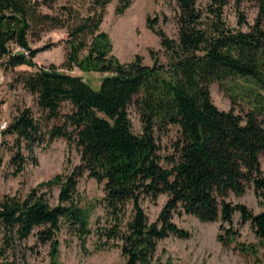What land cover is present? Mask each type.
<instances>
[{"label":"trees","instance_id":"16d2710c","mask_svg":"<svg viewBox=\"0 0 264 264\" xmlns=\"http://www.w3.org/2000/svg\"><path fill=\"white\" fill-rule=\"evenodd\" d=\"M57 1L0 0V58L6 67H36L23 82L36 95L48 129L44 133L31 108L25 107L1 134L15 137L9 149L14 151L10 159L14 175L24 170L23 147L31 148L44 135L75 143L81 161L69 174H57L26 197L6 194L0 199V229L19 240L36 234L41 242L51 243L54 254L63 227L85 243L92 228L77 197L80 180L88 173L105 183L104 207L115 222L100 232L121 241L116 245L126 264H171L155 258L158 241L170 235L190 236L173 221L174 213L185 212L205 223L220 221L226 234L220 233L218 240L228 246L239 234L234 229L239 212L240 223L250 222L264 244V210L254 213L245 203L228 199L231 193L242 196L252 187L258 198H264V0H255L259 14L248 30L227 24L223 9L227 0H213L205 11L198 8V0H176L177 39L158 26V18H147L166 57L162 60V52L151 48L152 65L145 64L141 55L122 63L112 53L110 36L100 29L112 0H94L97 8L78 24L67 7L60 14L44 11ZM132 2L118 0L116 13L124 14ZM241 18L240 23H246ZM48 27L69 28L67 57L61 66L34 62L42 48H34L31 41L39 40ZM74 68L107 75L96 89L83 75L72 74ZM238 79L247 83L235 84L249 105L244 116L233 108L220 109L211 92L215 82L224 87ZM65 103L71 105L70 112H62ZM132 104L140 114L141 132L134 130ZM171 125L179 127V139L175 154L166 157L171 167H165L158 133ZM3 164L0 154V169ZM55 184L60 192L53 206L42 189L52 190ZM160 194L169 199L150 223L141 199ZM130 201L134 214L124 229L122 216ZM0 264L15 263L3 258Z\"/></svg>","mask_w":264,"mask_h":264},{"label":"rangeland","instance_id":"374dc122","mask_svg":"<svg viewBox=\"0 0 264 264\" xmlns=\"http://www.w3.org/2000/svg\"><path fill=\"white\" fill-rule=\"evenodd\" d=\"M213 0H198L197 6L205 11L207 6L213 4ZM118 0H112L106 6V12L100 29L107 32L113 43L112 53L122 62L129 63L137 55L144 57V63L153 64L149 50L151 48L162 50L160 37L147 26V18L159 19L158 26L170 37L178 38L177 14L179 8L176 0H133L132 5L124 14L116 13ZM72 10L70 18L74 24H78L82 18L89 15L95 7L94 0H58L53 8H44L50 14H60L63 8ZM224 18L227 24L242 30H248L249 25L256 22L259 14V6L255 0H227L223 7ZM246 23H240L241 17ZM264 22V21H263ZM69 37L68 27H48L39 40H32L34 48H42L34 58L38 66L56 64L61 66L67 57ZM45 48V49H44ZM84 51L83 53H85ZM162 52V51H161ZM162 60H166L162 52ZM0 58V154L4 157V164L0 169V199L6 194L26 197L32 189L41 183L53 179L57 174H69L81 161V153L75 143H69L65 138L49 140L44 135L42 141H36L31 148L23 147L26 158L24 170L14 175V166L10 163L14 151L15 137L4 136L1 125L10 124L12 118L18 114L20 108H31L34 117L39 120L44 133H47V120L39 108L36 95H33L23 82L24 76L36 70V67L20 65L6 67ZM75 75H83L91 85L98 89L102 77L107 73L91 72L83 73L74 68L71 71ZM247 84L245 80L227 82L222 87L218 82L211 85L212 97L215 104L224 110L233 108L236 113L244 116L249 105L239 95L240 87ZM71 111V105L65 103L62 112ZM130 117L136 132H141L142 123L140 114L135 104L129 108ZM52 120L49 126L59 122ZM179 139V127L169 126L165 132L158 133L162 164L171 167L167 156L175 154V144ZM26 142H23L25 146ZM264 170V157L261 159ZM105 183L98 182L85 173L78 186V201L88 212L92 232L86 237L84 243L78 235L71 233L63 227L57 235L59 244L58 252L53 253L50 242H41L36 234L25 240L10 238L6 232L0 229V260L5 258L15 264H126V257L116 243L119 240H109L102 235L100 230L110 227L115 221L109 216L104 207ZM48 192L51 205L58 203L60 187L54 185L52 190L44 187ZM167 194H160L157 198L142 197L141 204L145 209L149 222H155L164 205L168 201ZM233 203H245L254 213L264 210V198H258L254 188H249L242 196L231 193L229 198ZM261 200V201H260ZM134 214V203L130 201L126 205L122 216V227ZM240 213L234 216V229L239 234L236 240L228 246H224L218 235L226 234L220 230V221L205 223L194 215L174 213L173 221L190 233L188 238H179L170 235L158 241L155 258L171 264H264V244L260 242L250 222L240 223ZM37 232V229H35ZM1 250H4L3 254Z\"/></svg>","mask_w":264,"mask_h":264},{"label":"built area","instance_id":"2783aa9c","mask_svg":"<svg viewBox=\"0 0 264 264\" xmlns=\"http://www.w3.org/2000/svg\"><path fill=\"white\" fill-rule=\"evenodd\" d=\"M7 127V122H5L4 124L1 125L2 129H5Z\"/></svg>","mask_w":264,"mask_h":264}]
</instances>
